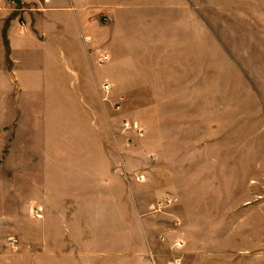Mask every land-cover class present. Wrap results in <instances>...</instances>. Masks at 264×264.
I'll list each match as a JSON object with an SVG mask.
<instances>
[{
  "label": "rangeland",
  "instance_id": "obj_1",
  "mask_svg": "<svg viewBox=\"0 0 264 264\" xmlns=\"http://www.w3.org/2000/svg\"><path fill=\"white\" fill-rule=\"evenodd\" d=\"M137 3L0 57V264H264V0Z\"/></svg>",
  "mask_w": 264,
  "mask_h": 264
},
{
  "label": "crops",
  "instance_id": "obj_2",
  "mask_svg": "<svg viewBox=\"0 0 264 264\" xmlns=\"http://www.w3.org/2000/svg\"><path fill=\"white\" fill-rule=\"evenodd\" d=\"M21 1L25 2V0H0V57L5 56L10 49L12 61L17 52L30 47L34 42L45 45L50 36L60 32L63 27L62 13L78 12V22L91 26L97 14L105 13L113 18L116 12H123L129 8L133 0H27L30 3L28 6H22ZM137 1L138 10H145L146 2L155 4L151 10L169 9L176 12L178 7V0ZM185 11L188 12L187 7ZM189 13L191 14L190 10ZM174 23L175 27L183 28L189 23L193 25V20L186 18ZM185 35L187 39V30ZM176 37L174 36L173 41L175 43L178 41ZM7 263L12 264V260ZM15 263L16 260L13 264Z\"/></svg>",
  "mask_w": 264,
  "mask_h": 264
},
{
  "label": "built area",
  "instance_id": "obj_3",
  "mask_svg": "<svg viewBox=\"0 0 264 264\" xmlns=\"http://www.w3.org/2000/svg\"><path fill=\"white\" fill-rule=\"evenodd\" d=\"M99 53H100V57H101V64H104L106 61H108V59H109V54L107 53V52H104V51H102V50H99L98 51ZM110 89H111V84H110V82H106L104 85H103V90L105 91V92H109L110 91ZM127 128H130V124H128L127 125ZM142 180V178L141 177H139L138 178V181H141Z\"/></svg>",
  "mask_w": 264,
  "mask_h": 264
}]
</instances>
